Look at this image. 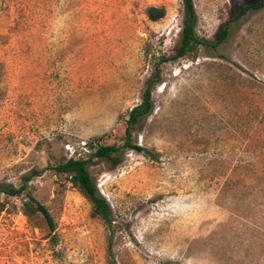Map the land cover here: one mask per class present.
<instances>
[{
	"label": "rangeland",
	"instance_id": "rangeland-1",
	"mask_svg": "<svg viewBox=\"0 0 264 264\" xmlns=\"http://www.w3.org/2000/svg\"><path fill=\"white\" fill-rule=\"evenodd\" d=\"M254 1L194 0L199 36L230 33L163 63L134 132L154 156L90 161L109 227L53 167L123 142L155 58L177 54L182 0H0V184L40 170L28 185L58 236L25 192L0 193V264H264V7L233 20Z\"/></svg>",
	"mask_w": 264,
	"mask_h": 264
},
{
	"label": "trees",
	"instance_id": "trees-1",
	"mask_svg": "<svg viewBox=\"0 0 264 264\" xmlns=\"http://www.w3.org/2000/svg\"><path fill=\"white\" fill-rule=\"evenodd\" d=\"M183 3V24L180 32V41L177 54L174 57L162 54L155 58L153 70L144 83L142 101L134 106L128 115L127 126L125 129L123 142L121 144H105L101 142L100 137L93 138L87 142L89 155L84 157H70L56 164L53 169L59 174H67L73 186L77 187L83 195L92 204V215L100 217L109 227H112L115 219L111 205L107 199L100 193L96 181L93 179L89 170L90 161L97 157L105 159L116 165L120 161L121 155L127 149H134L145 155L154 156L152 151L134 141V132L143 119H146L154 110L153 89L162 81V65L163 63L175 59L177 57H186L196 55L201 46L212 45L217 48L219 44L224 42L230 33L229 20L222 27L214 43L199 36L197 33V12L194 0H182ZM264 7V0H256L247 4H237L235 6L236 14L233 20H240L251 9H261ZM166 14L164 6H150L147 9V16L150 20L157 21ZM41 175L40 170L32 171L26 178L25 182L16 186L14 184H0V193L9 196L20 195L26 193L29 198L27 202L26 214L40 213L46 220L50 231L52 232L51 240L54 244L58 242V236L55 232L56 223L54 217L50 213L48 207L39 202L30 192L28 182L35 176ZM108 252L112 254V242L108 243Z\"/></svg>",
	"mask_w": 264,
	"mask_h": 264
}]
</instances>
